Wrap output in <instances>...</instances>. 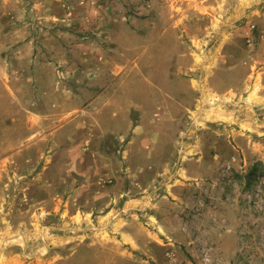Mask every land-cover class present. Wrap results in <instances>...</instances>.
<instances>
[{
    "label": "rangeland",
    "instance_id": "rangeland-1",
    "mask_svg": "<svg viewBox=\"0 0 264 264\" xmlns=\"http://www.w3.org/2000/svg\"><path fill=\"white\" fill-rule=\"evenodd\" d=\"M262 34L264 0H0V58L47 63L0 80V264H264Z\"/></svg>",
    "mask_w": 264,
    "mask_h": 264
},
{
    "label": "crops",
    "instance_id": "crops-1",
    "mask_svg": "<svg viewBox=\"0 0 264 264\" xmlns=\"http://www.w3.org/2000/svg\"><path fill=\"white\" fill-rule=\"evenodd\" d=\"M257 40V42H258V46L261 48L263 45H264V34H262V35H259V37H258V39H256ZM229 42V40H227V42L226 43H228ZM2 44L3 45H6L7 47H8V49H9V46H8V44H4V43H0V47L2 46ZM4 48H2V50H3ZM4 51L5 50H3V54H4ZM19 51H21V50H19ZM16 52V51H15ZM14 52V53H15ZM10 53V52H9ZM214 58H216L215 60H214V62H216V61H218V58H221L217 53L216 54H214ZM248 58L249 59H251V58H253L252 56H248ZM44 58H34V59H32L31 60V58H4V57H2V58H0V80L1 81H3L4 82V85H5V88H7V90L9 91V93H13V90H12V87L13 88H15V90L17 89L18 90V92H19V94H22V96L24 97V98H22V100L20 101L21 102V104H23L24 102H25V100H26V95H27V92H26V90H24V88H23V85H24V83H22V80L23 79H28L30 82L31 81H33V80H35V78H32V77H30V76H27L28 74H26L27 73V69H32V67H33V64H35L36 63V61H42ZM17 60H22V62H20V63H23L24 64V67H22V66H20V69H16V68H12V61L14 62V63H16V61ZM26 60V61H25ZM56 60L58 61V62H60V63H64L65 62V64H67L68 65V69H71V66H69V63H72L73 62V60H72V62H70L67 58H56ZM79 60V59H78ZM9 61V62H8ZM6 64V65H5ZM42 64H47V63H45L44 62V60L42 61ZM264 72V71H263ZM73 75L75 76L76 75V72L75 73H73ZM262 75V74H261ZM73 76V77H74ZM56 77V76H55ZM57 77H58V75H57ZM57 77L55 78V79H57ZM72 79H75V77L74 78H72ZM261 80H262V78H261ZM72 83H75V82H72ZM71 83V84H72ZM65 84V83H64ZM262 83H260V85H261ZM67 86V85H66ZM56 89H57V87H56ZM66 93H68V92H70L71 93V91H70V88L69 87H67L65 90H64ZM43 102V99H42V96H41V98H39V96H36L35 97V102H32V104H37V103H39V104H41ZM57 107V105L54 107V108H56ZM24 108V107H23ZM24 109H30V108H24ZM35 116H36V118L34 119V123H33V126L34 127H38V126H40V127H43V126H46L48 123H49V121H50V119H48V121H46V119H44V117L43 116H41V115H38L37 113L36 114H34ZM56 126V125H55ZM61 126H63V125H61ZM60 127V125L58 124L57 126H56V128H59ZM56 132H58V131H55L54 133H56ZM52 133H53V131H52ZM54 136V135H53ZM56 142H58V141H56ZM67 142H70V141H67ZM79 142H80V140H79V137L77 138V136H74L73 137V141H72V146L73 147H71V150L73 149V150H79L80 149V144H79ZM91 149H92V146H89ZM88 147V148H89ZM96 149H98L97 151H98V153H99V157L100 158H102L103 157V155H102V152H104L102 149H101V146L100 147H98V148H96ZM62 166H66V165H68V164H61ZM74 165H80V162H74ZM83 174V173H82Z\"/></svg>",
    "mask_w": 264,
    "mask_h": 264
}]
</instances>
